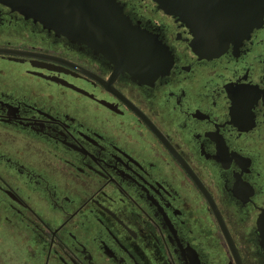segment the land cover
Returning a JSON list of instances; mask_svg holds the SVG:
<instances>
[{"label":"flooded vegetation","instance_id":"af4514ba","mask_svg":"<svg viewBox=\"0 0 264 264\" xmlns=\"http://www.w3.org/2000/svg\"><path fill=\"white\" fill-rule=\"evenodd\" d=\"M59 1L0 0V264H264V0Z\"/></svg>","mask_w":264,"mask_h":264},{"label":"water","instance_id":"95a60500","mask_svg":"<svg viewBox=\"0 0 264 264\" xmlns=\"http://www.w3.org/2000/svg\"><path fill=\"white\" fill-rule=\"evenodd\" d=\"M26 1L31 0H24L22 4H17L20 10L26 11L25 13L29 14L28 8L29 3H26ZM36 1V0H35ZM38 2H41L42 0H37ZM47 2H51L53 0H46ZM93 1V2H92ZM111 2V6H113V3L111 0H108ZM160 2V7L166 9V10H174L173 12L179 14L180 16H186L187 15V8L189 7H197L199 6V0H158ZM57 5V10L59 6H62L61 12L58 14V23L61 24V28L65 34H68L69 36L74 35L77 37L82 38V40H89L94 39L97 37L100 38H111V39H125V38H137L140 35H143L144 33L140 31L139 29H136V27L129 26V23L126 22V29L123 31L117 29H104L99 28L98 26L90 27L89 24L91 23V17L93 16V12L91 11L92 8L95 6L94 2L99 4L101 7L108 6L106 0H61L59 1ZM178 10V11H177ZM190 13H192L195 17V20L193 21V25H191V30L194 33H197V35H194L193 41H192V47L193 49L199 54L202 55V50L208 46H204L202 44V38L206 34L205 31L202 30V19L200 18V13H195V11L190 10ZM54 10H51L48 15L53 16ZM31 15H35V13H31ZM44 11L41 13L37 12L36 16L43 18L44 17ZM114 16L108 17L110 23H113L114 26H117L118 23L121 22L119 18V12L113 13ZM76 17V18H74ZM71 18H74L73 21ZM74 22L75 28L68 27V23ZM221 44L215 45V46H209L208 49L209 52L217 53L221 52L227 45V40L225 39ZM119 47V46H118ZM127 47L130 49L131 46L127 45ZM208 51V50H207ZM260 223L262 224V221L264 220V214L262 213L260 216ZM226 240L228 243V246L230 247V250L232 252V256L236 262V264H242L240 260V256L238 254L237 249L235 248L232 239L230 236L225 233ZM262 245L264 246V234L262 239Z\"/></svg>","mask_w":264,"mask_h":264},{"label":"snow or ice","instance_id":"6c2138e0","mask_svg":"<svg viewBox=\"0 0 264 264\" xmlns=\"http://www.w3.org/2000/svg\"><path fill=\"white\" fill-rule=\"evenodd\" d=\"M237 23H239V21H237ZM194 35H197V33L195 32V30H194V33H193ZM218 39H221V40H223L224 38L223 37H218ZM224 42H226V41H224Z\"/></svg>","mask_w":264,"mask_h":264}]
</instances>
